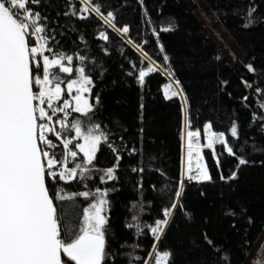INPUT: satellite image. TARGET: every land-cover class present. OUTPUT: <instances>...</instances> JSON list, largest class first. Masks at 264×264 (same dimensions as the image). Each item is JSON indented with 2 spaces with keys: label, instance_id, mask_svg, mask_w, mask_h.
I'll return each mask as SVG.
<instances>
[{
  "label": "trees",
  "instance_id": "obj_1",
  "mask_svg": "<svg viewBox=\"0 0 264 264\" xmlns=\"http://www.w3.org/2000/svg\"><path fill=\"white\" fill-rule=\"evenodd\" d=\"M204 1L240 49L241 56L233 64L223 56L187 0H143V5L139 0H96L105 13L115 12L118 27L129 26L126 38L95 15L87 20L65 16L63 13L69 11L67 0H42L40 5H30L48 17L49 35L55 37L49 43L56 51L89 58L84 64L74 59L72 66H85L91 73L92 95L100 99L94 120L115 133V143L121 149L117 180L101 184L99 176L103 173L94 172L93 178L86 182L87 188L85 182L78 180L57 185L69 193L96 187L112 189L104 214L110 229L106 237L108 248L115 254L113 264H128L127 253L133 251L130 245H139L136 255H147L154 243L147 227L143 235L137 236L136 230L128 229L126 224L133 214L140 215L144 224H153L161 217L162 206L170 204L181 178L180 130L185 114L180 98H165L163 86L169 79L179 81L188 100L187 116L192 130L200 129L202 133L203 125L211 122L213 130L225 132L237 155L250 163L237 171V159L221 146L215 150L220 159L218 169L214 153L207 151V169L212 181L184 187L181 202L191 214V220H186L178 209L175 223L162 236L158 247L174 254L171 264L211 262L216 253L205 242L204 234H207L230 257V264H244L264 230V120L253 122V114L264 116L258 107L264 96L255 92L257 87L264 89V0ZM74 2L79 9L77 0ZM253 2L258 19L245 28L243 16ZM145 10L151 25L145 21ZM169 26L174 30L159 31ZM153 27L159 32L158 41L152 34ZM101 31L106 32L108 41L99 39ZM129 39L143 44V50L133 48L127 43ZM161 44L163 54L159 51ZM143 52L163 70L147 75L141 86L138 70L147 69L149 63L147 59L141 63ZM165 54L169 58L167 62L163 60ZM249 64L255 68L254 73L248 71ZM129 72L134 74L128 75ZM62 78L75 77L62 74ZM242 80L251 83L252 88H245ZM62 90L67 96L66 83L62 84ZM245 96L247 100L243 99ZM75 116L72 113L71 118ZM233 122L238 124L239 141L230 136ZM119 136L124 140L120 141ZM94 163L97 169H106L114 165L115 156L102 145ZM133 168L144 171L133 172ZM233 171H237L236 179H220L221 174L228 177ZM140 184L142 188L138 187ZM132 202H139L136 209H130ZM56 203L63 224L74 226L82 221L83 209L90 201L77 197L73 202Z\"/></svg>",
  "mask_w": 264,
  "mask_h": 264
},
{
  "label": "snow or ice",
  "instance_id": "obj_2",
  "mask_svg": "<svg viewBox=\"0 0 264 264\" xmlns=\"http://www.w3.org/2000/svg\"><path fill=\"white\" fill-rule=\"evenodd\" d=\"M77 2L79 9L74 0H67L69 11L63 14L76 16L80 20L95 15L114 32L129 33V26L118 27L115 12L109 10L105 13L96 0ZM41 3L42 0H0V264H113L115 254L108 248L106 237L110 229L108 217L104 214L109 204L107 196L112 189L96 187L94 190L69 193L57 185L59 182L69 184L78 180L85 182L87 188L86 182L93 178L94 172L103 173L99 176L101 184L117 180L121 149L115 143V133L94 120L100 99L98 95H92L94 80L91 73L85 66H72L74 59L84 64L89 58L79 53L76 57L67 55L50 45V40L54 41L55 37L49 35L46 23L48 17L30 6ZM139 3L143 5V0H139ZM256 11L257 6L253 2L243 16L245 28L257 22L258 18L254 15ZM145 21L152 24L146 10ZM173 30L169 26L159 31ZM152 34L158 41L159 32L155 27L152 28ZM99 39L108 41L109 37L105 31H101ZM127 43L137 51L143 50V44H136L131 39ZM159 51L164 53L162 44ZM104 52L107 54V49ZM145 59L149 61L147 69L138 70V83L141 86L147 75L163 70L161 65L143 52L141 63ZM168 59L166 54L163 55L165 62ZM132 67L136 70L135 64ZM247 69L255 72L251 64L247 65ZM62 74L75 78L64 80ZM64 83L67 96H62ZM242 83L245 88H252L248 81L242 80ZM175 84L176 89L170 93L168 90L172 85H166L164 95L166 99L177 96L181 99L185 115L180 139L182 147L186 139L189 168L186 173L182 171L174 197L170 204L162 206L161 217L156 218L153 224H144L140 215L131 216L126 227L135 229L137 236L143 235L147 227L154 243L145 257L135 254L139 245H130L133 251L127 253L128 264H171L174 254L169 250H161L158 243L175 223L178 209L186 220H191V214L181 202L184 180L196 183L212 181L206 164L199 163L202 159L201 130H192L187 116L188 100L179 87V81H175ZM255 92L258 96H264V89L260 87ZM243 99L247 100L248 97ZM258 107L264 110V103ZM72 113L77 116L69 119ZM258 120H264V116L253 114V122ZM212 129L211 122L203 125L206 141L203 147L213 151L218 169L220 159L215 154L217 144L223 145L224 151L237 159V171L250 163L242 155H237L233 145L228 143L225 132ZM229 131L230 136L239 141L236 122L232 123ZM119 140L123 141L124 137L119 136ZM102 145L114 154L115 163L106 169H97L94 161ZM61 146L63 152L58 153L57 149ZM240 150L243 151V146H240ZM135 151L133 148L132 153ZM78 153L82 156H78ZM194 153L198 163L196 173L192 174L191 160ZM132 171L143 172L144 169L133 168ZM237 171L228 177L221 174L220 179L234 180ZM138 187L142 188L143 185ZM77 197L90 203L83 209L82 221L74 226H66L56 202H73ZM138 203L132 202L130 209H136ZM140 211L143 212L142 204ZM204 239L216 257L211 262L204 260L203 264H230V257L214 245L207 234H204ZM257 264L264 262L258 261Z\"/></svg>",
  "mask_w": 264,
  "mask_h": 264
},
{
  "label": "rangeland",
  "instance_id": "obj_3",
  "mask_svg": "<svg viewBox=\"0 0 264 264\" xmlns=\"http://www.w3.org/2000/svg\"><path fill=\"white\" fill-rule=\"evenodd\" d=\"M187 4L199 22L204 26L211 39L222 52L223 56L230 64L235 63L241 56L240 49L231 35L210 10L206 2L204 0H187ZM120 35L126 38V34ZM153 66L155 67V65ZM260 103L264 102L259 101V104ZM258 261L264 262V230L254 244L244 264H257Z\"/></svg>",
  "mask_w": 264,
  "mask_h": 264
},
{
  "label": "built area",
  "instance_id": "obj_4",
  "mask_svg": "<svg viewBox=\"0 0 264 264\" xmlns=\"http://www.w3.org/2000/svg\"><path fill=\"white\" fill-rule=\"evenodd\" d=\"M168 84H171L172 85V88L168 90L169 93L172 90H175L176 89L175 82L172 79H169V81L163 86V93L165 91L166 85H168ZM62 96H64V95L62 94ZM173 98H179V97L177 96V97H173ZM60 103H62V100L60 101ZM71 116H72V114L70 115L69 119L71 118ZM50 138H52V137H50ZM200 143L202 145V148H201V156H202V159L199 160V163L200 164H206V166H207V160H206V155L205 154H206L207 151H212V150L207 149L206 147H203V145L206 143L205 138H204V135H203V132L201 133ZM221 146H223V145H219V144L215 145V150L218 147H221ZM57 152L58 153L63 152L62 146L57 149ZM197 163H198V160H197V157H196V155L194 153L193 154V158L191 160V172H192V174H195L196 171H197V167H196ZM69 166L71 167L72 165L69 164ZM188 168H189V161H188L187 154H186V142L184 141V143H183V156H182V171H184L186 173L188 171ZM195 184H198V183H196V182H189L186 179L184 180V185L185 186H192V185H195Z\"/></svg>",
  "mask_w": 264,
  "mask_h": 264
}]
</instances>
